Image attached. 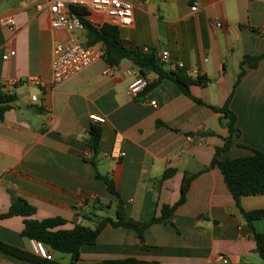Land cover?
Returning <instances> with one entry per match:
<instances>
[{
    "label": "crops",
    "instance_id": "1",
    "mask_svg": "<svg viewBox=\"0 0 264 264\" xmlns=\"http://www.w3.org/2000/svg\"><path fill=\"white\" fill-rule=\"evenodd\" d=\"M133 7L131 26L118 28L126 48L170 53L171 65L182 63L197 104L171 82L146 74L147 88L136 98L125 92L133 79L127 60L112 66L99 60L55 87L19 85L0 121V242L30 251L20 236L23 217H1L12 198L35 208V220L59 217L61 227L93 228L115 220L117 198L96 174L109 178L125 218L137 222L158 218L162 206L180 198L182 180L193 176L185 201L169 221L152 224L141 242L129 228L107 225L93 245L79 250L75 264L133 259L155 264H264L255 252L252 232L264 234V219L249 225L226 188L217 167L210 168L215 150L228 137V119L214 112L228 103L239 135L218 156L220 161L264 153V56L233 89L244 56L264 54V0H127ZM48 0H7L0 16H12L14 32L0 26V86L15 79L51 75V52L66 33L50 27ZM43 5L38 12L35 6ZM197 6L195 12L190 7ZM220 23V28L213 24ZM84 40V32L80 36ZM15 55L4 61L2 56ZM37 96L31 102V96ZM150 102H154L152 106ZM99 116L104 123H93ZM91 127L100 129L95 152L87 148ZM190 136V140H187ZM243 145L247 148L241 147ZM166 174V176H165ZM99 206L104 208H99ZM243 211L264 210V195L240 199ZM61 264L64 257L50 252ZM61 254V253H60ZM70 258V256H69ZM0 264H31L0 253Z\"/></svg>",
    "mask_w": 264,
    "mask_h": 264
},
{
    "label": "trees",
    "instance_id": "2",
    "mask_svg": "<svg viewBox=\"0 0 264 264\" xmlns=\"http://www.w3.org/2000/svg\"><path fill=\"white\" fill-rule=\"evenodd\" d=\"M80 18L84 30V43L86 46L100 44L103 46L104 54L102 60L109 66H116L121 61H130L139 74L145 77L146 74L152 73L159 81H169L174 84L186 97L192 99L197 104L202 102L193 98L189 92L190 84L204 85L206 80L203 77H198L196 80H191L184 70L165 71L159 64L156 58V50L149 49L147 52H142L139 48H126L124 42L119 35L118 28L102 25L95 27L85 18L86 13L78 8H71ZM264 56H244L239 65V74L233 89L239 84L244 75V66L255 68L258 62ZM227 99L225 105L221 108L211 107V109L222 114L228 119V137L223 140V146L215 150L214 156L210 163V168L217 167L222 175L223 182L232 195L236 207L245 218L246 222L251 225L254 220L264 219V210H253L245 212L240 206V199L248 196L264 195V153L258 150L248 148L252 155L245 158H237L231 160L220 161L218 156L221 152L227 151L231 145L232 134L239 135V130L235 128V117L228 110ZM16 101L13 95L4 94L0 89V121L3 119L4 113L11 108V104ZM101 138L99 128L91 127L86 141L87 148L95 152L98 142ZM241 147L247 148L243 145ZM166 176V174H165ZM96 178L102 180L107 191L117 198L115 208V220L105 217L97 220L95 226L90 228L81 224H74L71 229H63L66 221L62 218H48L43 220L32 219L31 216L35 213V208L29 205L21 198H12L10 207L6 214L1 217H23V228L20 236L28 240H36L41 242L49 252H58L70 256V263L75 264L79 260V250L84 245H93L107 226L113 228L123 227L135 231L138 239L143 242V233L146 228L152 224L167 223L173 211L185 201V196L189 188V184L193 176L184 177L182 180L180 198L173 206H162L160 216L151 218L148 221L137 222L127 219L124 216L122 203L118 193L115 190L113 182L104 176L96 174ZM99 208H104L99 206ZM253 241L255 243V252L258 257L264 262V234L252 232ZM0 253L16 258L18 260L31 264H61L54 260L47 261L37 257L33 252L24 251L14 246H10L0 242ZM100 264H155L136 261L133 259L103 261Z\"/></svg>",
    "mask_w": 264,
    "mask_h": 264
},
{
    "label": "built area",
    "instance_id": "3",
    "mask_svg": "<svg viewBox=\"0 0 264 264\" xmlns=\"http://www.w3.org/2000/svg\"><path fill=\"white\" fill-rule=\"evenodd\" d=\"M7 0H0V5ZM78 8L86 13L85 18L92 26L100 27L104 24L116 28H127L131 26L133 19V7L127 0H48L45 10L48 14L49 24L53 30H59L66 33V37L56 41L51 52V75L48 82L39 77H28L25 80L11 79L1 84V89L8 92L19 85L34 86L38 89L45 87H55L62 82L73 77L93 63L102 60L104 49L100 44L86 46L80 36L84 32L81 18L71 10ZM38 12L43 11L44 7L41 4L35 6ZM197 6L194 4L190 7L191 12H195ZM215 28H220V23L213 24ZM0 26L6 28L10 32L16 29V23L12 16H0ZM15 52L9 51L2 56L4 61L13 57ZM156 58L161 66L171 65L170 53L162 50L156 53ZM177 69L186 70L189 73L195 74L192 69L185 68L182 63H177ZM113 73V67L107 65L103 71L104 75ZM128 75H132L133 79L126 88L125 95L129 99L136 98L148 86V79L139 74L138 71L130 69ZM31 102L37 101V96L30 97ZM152 106L154 102H150ZM89 119L93 123H104V120L99 116L92 115ZM187 136V140H190ZM31 252L37 257L51 261V253L44 245L36 240H29ZM223 264H226L224 258H219Z\"/></svg>",
    "mask_w": 264,
    "mask_h": 264
},
{
    "label": "rangeland",
    "instance_id": "4",
    "mask_svg": "<svg viewBox=\"0 0 264 264\" xmlns=\"http://www.w3.org/2000/svg\"><path fill=\"white\" fill-rule=\"evenodd\" d=\"M58 256L64 257V259H66V260H64V263H66L68 260H70L69 255H67V254H60L59 253Z\"/></svg>",
    "mask_w": 264,
    "mask_h": 264
}]
</instances>
